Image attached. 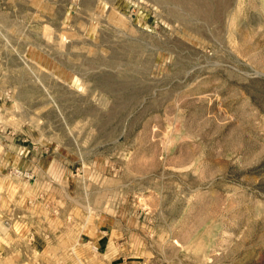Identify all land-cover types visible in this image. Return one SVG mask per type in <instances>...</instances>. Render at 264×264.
I'll return each instance as SVG.
<instances>
[{
  "label": "rangeland",
  "instance_id": "1",
  "mask_svg": "<svg viewBox=\"0 0 264 264\" xmlns=\"http://www.w3.org/2000/svg\"><path fill=\"white\" fill-rule=\"evenodd\" d=\"M3 136L69 163L86 264H264V0H0Z\"/></svg>",
  "mask_w": 264,
  "mask_h": 264
},
{
  "label": "crops",
  "instance_id": "2",
  "mask_svg": "<svg viewBox=\"0 0 264 264\" xmlns=\"http://www.w3.org/2000/svg\"><path fill=\"white\" fill-rule=\"evenodd\" d=\"M1 142L6 154H0V264H86L90 250L75 247L83 238L94 256H106L108 231L102 224L94 230L70 208L69 163L43 154L23 157L12 153L13 138ZM9 168L29 171L34 181L12 178Z\"/></svg>",
  "mask_w": 264,
  "mask_h": 264
},
{
  "label": "built area",
  "instance_id": "3",
  "mask_svg": "<svg viewBox=\"0 0 264 264\" xmlns=\"http://www.w3.org/2000/svg\"><path fill=\"white\" fill-rule=\"evenodd\" d=\"M10 175H14L19 178H23L25 181H34V175L27 170H20V169H10Z\"/></svg>",
  "mask_w": 264,
  "mask_h": 264
},
{
  "label": "bare ground",
  "instance_id": "4",
  "mask_svg": "<svg viewBox=\"0 0 264 264\" xmlns=\"http://www.w3.org/2000/svg\"><path fill=\"white\" fill-rule=\"evenodd\" d=\"M195 13V12H194Z\"/></svg>",
  "mask_w": 264,
  "mask_h": 264
}]
</instances>
